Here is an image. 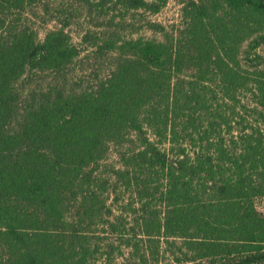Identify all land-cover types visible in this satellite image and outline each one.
<instances>
[{"label":"trees","instance_id":"1","mask_svg":"<svg viewBox=\"0 0 264 264\" xmlns=\"http://www.w3.org/2000/svg\"><path fill=\"white\" fill-rule=\"evenodd\" d=\"M166 1L0 0V264H264V0Z\"/></svg>","mask_w":264,"mask_h":264},{"label":"rangeland","instance_id":"2","mask_svg":"<svg viewBox=\"0 0 264 264\" xmlns=\"http://www.w3.org/2000/svg\"><path fill=\"white\" fill-rule=\"evenodd\" d=\"M184 0H167L166 6L160 10L157 14H150L145 13L144 11L142 14H138L137 22L135 27L137 28L136 32L133 35L135 37H145L149 39H161V35L158 33L153 32L150 28L147 27L146 22L148 20L156 21L158 23H162L168 27L178 26L181 24V15H182V8ZM84 21H81L80 24H73L71 27L68 28L69 33L71 34L74 42H79L80 36L79 34L82 33V30L86 27ZM45 35V30H41V38ZM259 209L264 212V199L258 201ZM162 264H176L175 262L170 261L169 257H164ZM186 264H208L206 261H198V262H191Z\"/></svg>","mask_w":264,"mask_h":264}]
</instances>
